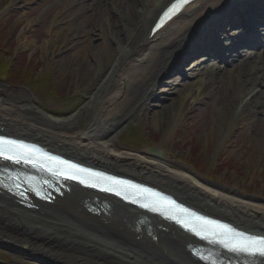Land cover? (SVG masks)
<instances>
[{
	"label": "bare ground",
	"instance_id": "obj_1",
	"mask_svg": "<svg viewBox=\"0 0 264 264\" xmlns=\"http://www.w3.org/2000/svg\"><path fill=\"white\" fill-rule=\"evenodd\" d=\"M170 1L73 0L76 8L58 11L64 27L49 33L42 52L50 59L57 52V70L73 79L69 91L88 95L79 108L56 116L22 93L0 90V135L35 142L81 164L153 186L196 211L264 235V200L201 179L168 160L160 145L149 149L156 155L152 157L147 149L134 152L115 144L124 122L148 108L159 79L187 66L198 53L202 56L194 63L193 81L177 92L179 104L195 91L194 100L204 104L211 99L212 116L229 117L231 128L245 121L252 98L264 107V46L259 44L264 31H258L264 28L256 27L264 20V0H196L151 35L153 22ZM232 5L238 14L224 16ZM221 20L250 31L238 41L258 45L238 50L241 55L227 70L231 65L218 43V31L227 35ZM89 35L99 42L90 44ZM206 62L218 64L199 66ZM229 86L246 91L249 98L228 93ZM80 108L91 109L84 128ZM261 114L255 121H264ZM179 120L172 112L169 124ZM215 133L211 127L208 135ZM226 136L222 133L220 141ZM63 192L49 204L31 197L33 208L0 186V243L53 264H136L141 259L149 264H204L190 252L200 243L171 223L75 184Z\"/></svg>",
	"mask_w": 264,
	"mask_h": 264
},
{
	"label": "rangeland",
	"instance_id": "obj_2",
	"mask_svg": "<svg viewBox=\"0 0 264 264\" xmlns=\"http://www.w3.org/2000/svg\"><path fill=\"white\" fill-rule=\"evenodd\" d=\"M11 1L13 2L9 5ZM76 6L73 0H0V44L5 41L7 44L4 48L0 47V54L4 56L14 53L18 62H27L33 67L31 71L34 77L46 75L50 80L49 85L38 88L27 83H9L0 77V90L22 93L46 113L56 116L67 115L79 108L88 93L69 91L73 79L68 72L57 70L54 63L57 52L50 59L49 55L43 54L41 48L50 32L57 33L64 27V15L57 12L61 9L71 11ZM230 11L237 13L239 8L232 5L223 12L224 16ZM223 13L221 17H224ZM52 20L54 23L49 29ZM221 21L228 35L223 38L218 33V39L227 42L232 38L229 35L233 31L226 20ZM13 30L14 34L11 33ZM89 37L90 44L99 42L95 35ZM65 50V47L59 49L60 52ZM198 59L196 56L190 58L187 66L177 67L159 79L147 100L148 108L124 122L115 144L119 148L134 152L147 149L148 155L152 157L156 155L149 149L160 145V152H164L168 160L201 179L247 197L264 200V125H260L264 121H255L263 116L261 113L264 107L257 106V101L252 98V104L245 109V121L238 122L231 128L229 117L221 119L212 116L211 99L204 104L194 100L197 96L195 91L179 104L177 92L193 81L192 77L196 74L194 63ZM231 61L229 57L226 65L231 66L224 70L233 67ZM212 64L218 63L206 62L199 66L210 67ZM222 76V73L218 75ZM201 77H205V74ZM227 92L240 99L249 98L246 91L235 86H229ZM90 112L91 109L80 108L81 128L89 122ZM172 112L180 117L176 124H169ZM211 127L216 131L214 135H208ZM224 132H227V136L220 141ZM135 263L149 264L145 259ZM0 264L53 263L0 243Z\"/></svg>",
	"mask_w": 264,
	"mask_h": 264
},
{
	"label": "trees",
	"instance_id": "obj_3",
	"mask_svg": "<svg viewBox=\"0 0 264 264\" xmlns=\"http://www.w3.org/2000/svg\"><path fill=\"white\" fill-rule=\"evenodd\" d=\"M2 26H4V22ZM11 33L14 34V30ZM5 43L6 41L1 43L0 47L2 46V48H4V46H7ZM32 68L33 67L27 62H18L14 53L4 56L0 54V77L7 80L9 83L18 84V82H21L37 86L38 88L45 87L50 82L48 76L34 77V73L31 71Z\"/></svg>",
	"mask_w": 264,
	"mask_h": 264
},
{
	"label": "snow or ice",
	"instance_id": "obj_4",
	"mask_svg": "<svg viewBox=\"0 0 264 264\" xmlns=\"http://www.w3.org/2000/svg\"><path fill=\"white\" fill-rule=\"evenodd\" d=\"M186 2V0H185ZM175 5L173 6V9L169 10V13L172 12L175 9ZM169 13H165V16H168ZM159 27V25H157ZM7 143L9 145L15 146L20 144L19 141H5L3 137H0V157L6 158L9 160H14L16 162H19L21 159V155L19 153L12 152L11 148L5 149L4 144ZM95 186V185H93ZM119 194V193H118ZM199 234V233H197ZM221 243H224L225 247H231L233 250H239V251H258L261 254H264V241H261V246L257 248H251L243 243L233 242L229 238H225L220 241Z\"/></svg>",
	"mask_w": 264,
	"mask_h": 264
},
{
	"label": "water",
	"instance_id": "obj_5",
	"mask_svg": "<svg viewBox=\"0 0 264 264\" xmlns=\"http://www.w3.org/2000/svg\"><path fill=\"white\" fill-rule=\"evenodd\" d=\"M150 152H154V150H153V149H151V150H150Z\"/></svg>",
	"mask_w": 264,
	"mask_h": 264
}]
</instances>
